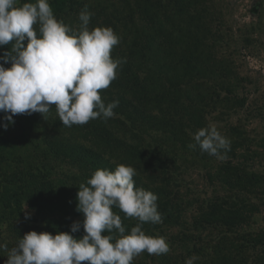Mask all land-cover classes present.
Segmentation results:
<instances>
[{
  "label": "trees",
  "instance_id": "trees-1",
  "mask_svg": "<svg viewBox=\"0 0 264 264\" xmlns=\"http://www.w3.org/2000/svg\"><path fill=\"white\" fill-rule=\"evenodd\" d=\"M24 3L36 2L18 0L17 6ZM48 3L56 19L81 9L91 10L81 0H48ZM147 10L143 29L134 24L130 39L123 37V43L113 46L110 52L113 60L123 62L116 70V78L99 94L106 106L119 101L113 109L114 117L67 127L53 106L44 117L39 113L17 114L7 130L0 126V244H6L9 250L29 231L53 235L70 232L74 221L84 219L76 210L79 186L86 185L97 169L114 171L118 165L136 170L134 187L157 195V210L162 217L161 223L141 224L138 218L127 217L113 206L112 211L120 216L125 228L123 235H129L139 224L147 236L155 238L163 225H180L188 204L174 185L173 173L178 169L180 157L168 146L169 136L174 138L179 133L185 139L189 132H196L195 127H202L199 111L203 110L208 90L213 92L211 86L202 82L217 72L197 52L203 44L200 39L187 35L192 31L191 22L176 21V17H185L186 13L168 14L158 7ZM123 16L120 13L115 20ZM161 17L170 25L165 27ZM34 29L39 38L38 25ZM13 43L0 48V56ZM162 48L168 52H156ZM10 66L4 64L6 68ZM2 117L0 113V125L5 123ZM151 131L158 133L162 141L148 145L146 136ZM235 168L218 164L213 176L217 182L233 188L237 184ZM247 177L248 184H253L254 175ZM235 199L226 202L206 199L192 216L193 229L214 226L235 231L259 207ZM25 207L30 214L28 219L20 213ZM84 234L81 228L73 235L81 238ZM103 235H112L113 243L120 238L115 229ZM224 241L219 239L217 246ZM194 244L195 241L193 247ZM2 254L8 255L4 250Z\"/></svg>",
  "mask_w": 264,
  "mask_h": 264
},
{
  "label": "clouds",
  "instance_id": "clouds-1",
  "mask_svg": "<svg viewBox=\"0 0 264 264\" xmlns=\"http://www.w3.org/2000/svg\"><path fill=\"white\" fill-rule=\"evenodd\" d=\"M90 17L87 9L80 12L77 32L57 21L48 0L22 6H17V0H0V48L14 42L0 56V113L5 121L0 126L4 130L17 114L39 113L44 117L53 106L67 127L115 116L113 109L119 101L106 106L99 92L109 87L123 62L110 57L119 37L111 28L89 31ZM34 25H38L39 38ZM9 63L10 67H4ZM193 140L190 148L199 146L217 159H226L224 153L230 150V141L213 125L197 130ZM135 175L132 166L118 165L114 171L97 169L76 194V210L83 214V221H74L70 232L55 235L29 231L10 250L0 244L8 253L5 264H131L144 251L149 255L168 253L165 238L147 236L139 224L123 235L121 218L112 211L116 206L141 224L162 222L157 195L135 188ZM23 211L25 219L30 218L26 207ZM81 228L85 234L75 238L73 234ZM114 229L120 238L113 243V236L103 233ZM194 259L186 264H193Z\"/></svg>",
  "mask_w": 264,
  "mask_h": 264
},
{
  "label": "rangeland",
  "instance_id": "rangeland-1",
  "mask_svg": "<svg viewBox=\"0 0 264 264\" xmlns=\"http://www.w3.org/2000/svg\"><path fill=\"white\" fill-rule=\"evenodd\" d=\"M81 1L91 9L87 10L91 13L89 31L111 28L119 43H123V37L130 39L134 24L143 29L147 9L158 7L168 14L186 13L185 17H176V21L191 22L192 31L187 35L200 39L203 44L197 52L217 72L202 82L211 86L213 92L208 90L198 119L201 128L213 125L230 141V150L224 153L226 159L202 152L199 146L190 148L194 143L192 132L185 139L174 132L177 138L174 142L169 136L168 146L180 157L178 169L173 173L174 185L188 205L179 226L163 225V230L156 234L165 238L169 252L149 255L144 251L131 264H186L193 257V264H264V0ZM82 10L85 9L62 15L57 21L78 32ZM120 13L125 17L116 21ZM160 20L165 27L170 25L164 18ZM156 52L168 50L162 48ZM201 128L195 127L194 131ZM146 137L148 145L161 140L152 131ZM218 164L236 167V186L229 188L216 181L213 174ZM249 175H254L251 185ZM211 198L224 202L236 198L239 203L250 202L259 207L235 231L214 226L194 230L191 220L196 207ZM20 213L25 216V211ZM219 239L226 242L217 246ZM2 253L0 249V264H5L7 257Z\"/></svg>",
  "mask_w": 264,
  "mask_h": 264
}]
</instances>
